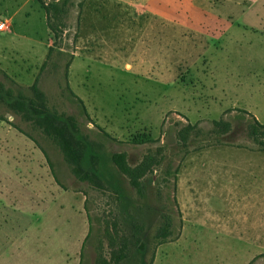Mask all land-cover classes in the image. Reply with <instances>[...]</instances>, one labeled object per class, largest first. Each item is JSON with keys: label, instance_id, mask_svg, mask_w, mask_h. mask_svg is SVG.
<instances>
[{"label": "rangeland", "instance_id": "1", "mask_svg": "<svg viewBox=\"0 0 264 264\" xmlns=\"http://www.w3.org/2000/svg\"><path fill=\"white\" fill-rule=\"evenodd\" d=\"M0 22V83L29 96L35 84L97 155L80 182L51 138L0 104V152L46 173L3 172L0 187L20 205L54 173L82 201L80 216L68 192L12 215L11 264L56 261L78 233V264H264V0H0Z\"/></svg>", "mask_w": 264, "mask_h": 264}, {"label": "trees", "instance_id": "2", "mask_svg": "<svg viewBox=\"0 0 264 264\" xmlns=\"http://www.w3.org/2000/svg\"><path fill=\"white\" fill-rule=\"evenodd\" d=\"M29 91L31 92L30 96L26 92H13L11 88H6L0 83V104L4 105L10 112L16 114L24 121L33 122L36 126H38L42 134L51 138L52 142L58 147L59 150H61L68 164L73 166L72 172L76 178L80 182L90 183L93 174L95 175L96 173V169H94L92 173V171L89 169L90 167H88V169L85 167L88 165H93V161L97 160V155L95 154L93 144L88 142L87 137L85 138L83 136L74 118H65L63 115L61 116L48 111L45 105L44 94L35 84L29 88ZM68 93H70L69 90ZM76 101L79 105L81 113L86 116L83 103L77 98ZM256 125L262 129L264 128V125H259L257 122ZM213 126L216 129L215 132L217 133H223V131H225L227 128V124L224 121H214ZM193 128L194 126L188 124L181 132L183 135H186V133L193 130ZM254 131L252 129V134H254ZM99 136L104 142L114 141L106 133H101ZM31 140L37 144L35 139L31 138ZM131 142L133 144H143L150 142V139L145 136H140L133 138ZM40 151L48 162L46 152L41 148ZM112 162L118 167V169H120L123 174L130 177L132 184H135L134 181L135 177L138 175L139 168L132 169L128 167L124 162V155L120 153L114 154L112 156ZM51 166L52 165H50V167ZM53 178L58 185L64 188L54 173ZM90 233L91 226L89 225L87 235L82 243V247L84 242L89 238Z\"/></svg>", "mask_w": 264, "mask_h": 264}, {"label": "crops", "instance_id": "3", "mask_svg": "<svg viewBox=\"0 0 264 264\" xmlns=\"http://www.w3.org/2000/svg\"><path fill=\"white\" fill-rule=\"evenodd\" d=\"M154 8V7H153ZM153 13H155L157 16H161L162 14L157 11L154 8ZM29 155V154H28ZM30 155H33V157L38 158L40 157L39 153L34 152L31 153ZM24 158V156H22ZM42 164L38 163H32L31 161H21L20 163L15 161L12 154L9 152H0V173H7V175H14L16 169H23L26 168L30 170V167H33L35 169H38L39 171H43L45 173V168L41 166ZM13 171V172H12ZM46 174V173H45ZM4 176V175H3ZM45 182H37L36 184L32 185L31 188L29 187L26 193V201L28 203H20L18 205L15 201L16 193L11 190V187L8 188L6 187H0V264H11V258H10V251L12 248H14L15 244V237L10 233V229L7 230V228L10 226V224L14 221L11 217L14 215L16 212H22V216L25 217V209L27 208L30 209L28 204L33 202L36 207L38 205L40 206H45L47 203L51 207L52 202H58V197L63 198L64 194H67L68 191H64V189L53 180L52 177L45 175ZM264 184V180L262 181ZM71 194L72 197L75 198L76 201V209L73 210V212L77 213L79 215V209H80V203L81 198L79 194L68 192ZM63 202H61L60 209L63 211ZM64 206H66L64 204ZM80 216V215H79ZM4 226H7L6 228ZM76 243L73 245V247L69 248L71 251L64 252L61 249L59 251V254L57 256L56 261L51 260L50 258H46L45 261L42 262V264H78V257L77 253L79 250L80 246V237L79 233L76 238Z\"/></svg>", "mask_w": 264, "mask_h": 264}, {"label": "built area", "instance_id": "4", "mask_svg": "<svg viewBox=\"0 0 264 264\" xmlns=\"http://www.w3.org/2000/svg\"><path fill=\"white\" fill-rule=\"evenodd\" d=\"M5 27V23L4 22H0V30L4 29Z\"/></svg>", "mask_w": 264, "mask_h": 264}]
</instances>
